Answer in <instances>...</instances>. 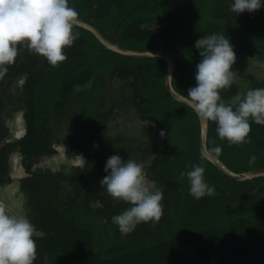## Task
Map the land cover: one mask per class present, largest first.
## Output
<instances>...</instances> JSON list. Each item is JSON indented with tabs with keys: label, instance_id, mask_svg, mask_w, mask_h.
<instances>
[{
	"label": "trees",
	"instance_id": "trees-1",
	"mask_svg": "<svg viewBox=\"0 0 264 264\" xmlns=\"http://www.w3.org/2000/svg\"><path fill=\"white\" fill-rule=\"evenodd\" d=\"M68 2L79 20L93 25L110 43L133 52L170 53L173 88L187 99L202 59L195 42L203 36L224 34L240 60L235 63L242 68L255 61L264 76V6L235 14L233 0ZM74 30L80 37L65 50L68 58L59 67L47 62L45 71L41 56L24 48L14 64V74L31 70L41 90H47L44 105L57 98L58 104L63 102L64 109L53 104V112L64 121L87 114L85 121L70 125L85 147L86 167L71 175L35 174L27 183L36 210L33 224L45 234L36 240L34 264H210L213 260L214 264H264V176L235 181L206 158L201 148L202 120L190 104L168 91L164 57L122 55L108 49L90 30L80 26ZM66 79L72 81L73 90L67 85L61 90L65 93L54 89L56 80L61 85ZM253 83V88H264V79ZM237 87L233 83L221 98L230 100L238 94ZM114 88L119 89L117 98L110 102L107 95ZM129 106L147 127L145 141L103 134L112 127V115L125 113ZM38 115L29 117L33 133L43 125ZM216 127L208 121L206 146L226 169L233 174L264 170V125L252 122L251 143L231 146L218 137ZM216 147L222 151L217 153ZM113 155L151 162L145 166L147 179L159 185L164 197V214L155 227L142 223L122 235L112 222L113 216L130 207L113 200L100 184ZM251 157H255L252 163ZM191 165L205 168V181L214 186L216 195L196 200L189 194L187 178L178 182L179 173L191 170Z\"/></svg>",
	"mask_w": 264,
	"mask_h": 264
},
{
	"label": "clouds",
	"instance_id": "clouds-1",
	"mask_svg": "<svg viewBox=\"0 0 264 264\" xmlns=\"http://www.w3.org/2000/svg\"><path fill=\"white\" fill-rule=\"evenodd\" d=\"M262 6L264 0H233L231 11L252 13ZM79 23V13L69 6L68 0H0V79L15 64L21 48L45 58L50 66L59 67L68 58L65 50L80 37L74 30ZM195 48L202 59L196 65V86L188 90L187 97L197 117L214 122L218 137L230 146L251 143V123L264 125V88L250 89L243 97L237 94L225 102L221 92L239 76L231 70L236 62L233 45L224 34H211L199 38ZM215 151L222 149L216 147ZM80 159L85 161L82 155ZM254 160L251 157L250 163ZM190 167L177 177L178 182L187 178L189 194L196 200L216 195L214 186L205 181V168ZM104 171L108 175L100 181L101 187L113 200L130 205L112 217L120 233L129 235L142 223L155 227L164 214V197L162 191L152 188L145 164L113 155ZM44 235L26 216L0 204V264H34L36 240Z\"/></svg>",
	"mask_w": 264,
	"mask_h": 264
},
{
	"label": "flooded vegetation",
	"instance_id": "flooded-vegetation-1",
	"mask_svg": "<svg viewBox=\"0 0 264 264\" xmlns=\"http://www.w3.org/2000/svg\"><path fill=\"white\" fill-rule=\"evenodd\" d=\"M41 59L46 71L47 61L43 57ZM13 70L14 65L9 66L7 74L0 79V139L5 144L0 148V190H4L0 204L34 223L36 210L30 195L29 179L35 174L48 172L57 176L71 175L86 167L88 160L85 147L75 137L76 130L70 126L74 122L69 125L56 112L45 113L49 111L42 98L47 90H41L37 77L32 78L29 70L15 74ZM68 89L73 90L74 87ZM60 107L64 109V106ZM34 113L43 117V125L40 124L36 133H33L29 121ZM80 155L85 161L81 162Z\"/></svg>",
	"mask_w": 264,
	"mask_h": 264
},
{
	"label": "rangeland",
	"instance_id": "rangeland-1",
	"mask_svg": "<svg viewBox=\"0 0 264 264\" xmlns=\"http://www.w3.org/2000/svg\"><path fill=\"white\" fill-rule=\"evenodd\" d=\"M44 60H40V65H42V62ZM238 61L240 60H236V63H238ZM234 64L233 68H236V73L239 75L238 79L234 82L235 86H238V94L239 95H243L247 93L248 90L250 89H256L253 88V79H256L259 83L262 82V80L264 79V76L262 74V70L260 67H257L255 64V61L250 62V64H248V67H242L240 68L238 66V64ZM232 68V69H233ZM43 69V67H42ZM29 73H32L31 70L28 71ZM51 76V75H50ZM55 79H57V77L55 76ZM61 82V80H60ZM60 82H57L56 80V84H57V89L60 90V93H65L64 91H61L62 89L65 88V85L68 86V88H72V81H68V79H66L64 82H62V84L60 85ZM84 83H90L88 81L85 80ZM263 84V83H262ZM55 85V84H54ZM79 90H81V87L76 88ZM118 88H114L113 90H109L110 94L107 95V100L110 102H114L115 99L117 98V94H118ZM94 99V97H92V100ZM91 101V98H90ZM63 102H60V104H62ZM53 104L57 107L59 104L57 102V99L54 102H50L47 104V109L50 112L53 111L54 107ZM90 106V103H89ZM101 113H104L106 111V108H102L100 109ZM68 112V111H67ZM66 113V111H65ZM136 111L134 109V107L129 106L126 108V112L119 114V115H112L111 121L113 122L112 127L106 131V136H112V137H117L119 138V136H124L127 139L128 138H133V139H139V140H144L146 139V137L144 136V132L147 131V127H145L144 124H140L137 121V118H135V116L133 114H135ZM80 116V115H78ZM77 116V117H78ZM75 118L74 119H68L66 121L67 124L70 125V122H74V121H78V120H82L85 121L87 114H85L84 112L81 113V116L79 118ZM137 133V134H136ZM148 141V140H147ZM3 146H5V144H3V141L0 139V148H2ZM147 162V161H145ZM214 164H216L215 162H213ZM49 175V174H48ZM50 178V177H47ZM64 202V201H63ZM215 261L213 260L212 263L210 264H214Z\"/></svg>",
	"mask_w": 264,
	"mask_h": 264
},
{
	"label": "water",
	"instance_id": "water-1",
	"mask_svg": "<svg viewBox=\"0 0 264 264\" xmlns=\"http://www.w3.org/2000/svg\"><path fill=\"white\" fill-rule=\"evenodd\" d=\"M78 26L90 30L101 41V43H103L108 49L113 50V51L120 53L122 55L130 56L133 58H154V57H160V56L164 57L168 61V73H167L168 76H167V81H166V86H167L168 91L176 100H179L181 102H186V103L191 105L189 99L179 95L173 88L172 81H173L174 59L170 53H168L166 51H163L162 53H153V52L139 53V52L128 51V50L123 49L122 47H119L117 45L110 43L92 25L85 23V22H82L80 20V23ZM202 123H203V136H202V140H201V148L204 152V155L206 156V158H208L212 162H215L216 165L223 170V172L225 173V175H227L228 178L233 179L235 181H244V180L251 179L254 177H258V176H264V170H257L254 172L244 173V174H233L228 169H226L225 165L207 148V146H206V142H207L206 135H207V130H208V122H205L202 120ZM147 165L148 164L145 163V166H147ZM149 182H150V184L154 190H156V189L160 190V187H157V183L155 181L149 180ZM11 187H13V186H11ZM10 190L11 189L9 188V191ZM3 193H4V190L3 191L0 190V198L3 195ZM13 213H14V211H13Z\"/></svg>",
	"mask_w": 264,
	"mask_h": 264
}]
</instances>
